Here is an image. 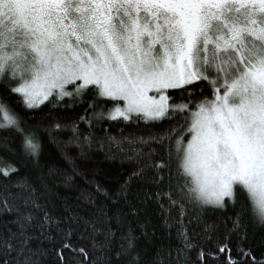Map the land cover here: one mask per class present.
Here are the masks:
<instances>
[{
    "label": "snow or ice",
    "instance_id": "6c2138e0",
    "mask_svg": "<svg viewBox=\"0 0 264 264\" xmlns=\"http://www.w3.org/2000/svg\"><path fill=\"white\" fill-rule=\"evenodd\" d=\"M13 103L58 111L26 127ZM40 127L64 160L47 173ZM17 136L37 175L0 157V264H264V0H0V151ZM94 148L132 165L118 189L82 167Z\"/></svg>",
    "mask_w": 264,
    "mask_h": 264
},
{
    "label": "trees",
    "instance_id": "16d2710c",
    "mask_svg": "<svg viewBox=\"0 0 264 264\" xmlns=\"http://www.w3.org/2000/svg\"><path fill=\"white\" fill-rule=\"evenodd\" d=\"M13 107L20 112L21 117L26 120V127H35L36 121L45 118L46 114L48 118L55 116L58 110H50L49 107H45V105H41L40 109L35 111L32 110H21L15 103H13ZM86 105L78 106L75 108L72 114L82 113L83 108ZM174 123V122H173ZM169 121H162L158 124H145L141 122L138 127H130L125 124H120L116 122L107 123L106 125H101L100 127H108L109 133L119 136L120 130H123L125 135L129 133H135L137 135H148L149 133H160L163 129L169 127ZM83 127V125H81ZM94 134L97 136H103L105 133L100 132L98 129H93ZM60 138H66L68 135L67 131H62L57 134ZM40 136L43 143V152L40 157V162L42 166V171L47 173L48 167H57V166H64V160L62 155L55 147V144L49 140L46 129L44 127H40ZM12 146L16 149V154L11 155L7 152L0 151V157H3L4 160L11 162L14 164L21 176H24L28 179L34 180L37 175V170H35L30 161L24 157L20 151V139L19 137H15L12 141ZM113 152H116L115 149H112ZM82 167L86 170L87 175L94 176L95 180L101 183L104 187L109 188L111 190L118 189L119 185L123 182V178L125 175L131 170L132 165L127 161L124 160L118 153L115 159H106L105 152H102L98 149H93L91 152L88 153V159L82 164ZM17 177L14 175L13 180ZM4 183L3 177H0V187H2ZM76 187H66L63 184H59L55 189V199L53 201L55 211L60 213L65 206V202L68 205L73 207L76 206L78 202V198L80 197L81 193L88 189V185L85 183V179L83 177L76 178ZM137 191L136 185H133L131 188V192L133 195ZM133 196H130L129 199H132ZM154 222L156 218L153 217ZM135 228V223L132 225ZM199 231V229L197 230ZM137 235L139 232L137 231ZM163 236V230H157V237ZM247 241L246 244L251 246L255 249L256 253L260 251H264V229H261L259 226H252L251 223L247 229ZM161 242L167 244V241H162L160 239L155 240V244H160ZM198 243L203 242L202 238L197 239ZM234 243H237L234 240ZM148 242L141 239L139 241V246L141 247L142 251L148 253V255H152L154 252V247L146 246ZM255 254V253H254ZM193 258H195V253L192 254ZM53 257H49L51 259ZM211 264V261L209 262ZM218 264H223V260L218 262Z\"/></svg>",
    "mask_w": 264,
    "mask_h": 264
}]
</instances>
